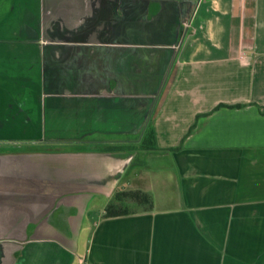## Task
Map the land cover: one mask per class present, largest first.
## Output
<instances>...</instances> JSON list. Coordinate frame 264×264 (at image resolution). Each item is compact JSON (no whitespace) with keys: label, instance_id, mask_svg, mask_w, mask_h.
Returning <instances> with one entry per match:
<instances>
[{"label":"crops","instance_id":"1","mask_svg":"<svg viewBox=\"0 0 264 264\" xmlns=\"http://www.w3.org/2000/svg\"><path fill=\"white\" fill-rule=\"evenodd\" d=\"M84 262L264 264V0H0V264Z\"/></svg>","mask_w":264,"mask_h":264},{"label":"trees","instance_id":"2","mask_svg":"<svg viewBox=\"0 0 264 264\" xmlns=\"http://www.w3.org/2000/svg\"><path fill=\"white\" fill-rule=\"evenodd\" d=\"M219 106H225V107L231 108V107H241L242 105L241 104H235V105L219 104L217 105V107ZM192 128L193 127L191 126L187 134L190 133ZM181 147H182V141L174 147H169L167 150H170V151L179 150ZM112 148L113 149H123L124 147L114 146ZM129 149L131 151L158 150L159 149L155 143L154 132L150 124V116L144 127L143 134L140 137H135L133 139V143L131 146H129ZM151 209H152V199L149 193L143 190H140V189L117 191L113 194L112 198L105 205L104 215L105 216L124 215V214H130L131 212H134L135 210L149 211Z\"/></svg>","mask_w":264,"mask_h":264},{"label":"built area","instance_id":"3","mask_svg":"<svg viewBox=\"0 0 264 264\" xmlns=\"http://www.w3.org/2000/svg\"><path fill=\"white\" fill-rule=\"evenodd\" d=\"M244 61L243 63H252L253 56L251 54H245L243 55ZM83 264H88V263H83Z\"/></svg>","mask_w":264,"mask_h":264}]
</instances>
